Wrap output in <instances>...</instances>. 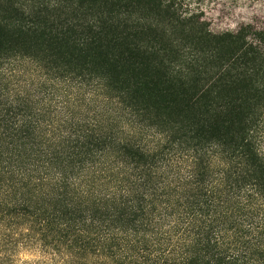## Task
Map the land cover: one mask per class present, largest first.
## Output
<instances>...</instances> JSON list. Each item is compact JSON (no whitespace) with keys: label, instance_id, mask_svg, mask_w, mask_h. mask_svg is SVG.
<instances>
[{"label":"trees","instance_id":"trees-1","mask_svg":"<svg viewBox=\"0 0 264 264\" xmlns=\"http://www.w3.org/2000/svg\"><path fill=\"white\" fill-rule=\"evenodd\" d=\"M184 4L0 0V264H264V27Z\"/></svg>","mask_w":264,"mask_h":264},{"label":"rangeland","instance_id":"rangeland-1","mask_svg":"<svg viewBox=\"0 0 264 264\" xmlns=\"http://www.w3.org/2000/svg\"><path fill=\"white\" fill-rule=\"evenodd\" d=\"M183 8L198 13L213 32L236 30L246 23L264 27V0H185ZM16 253L14 264H35L39 260L51 263L58 259L38 246L19 248Z\"/></svg>","mask_w":264,"mask_h":264}]
</instances>
